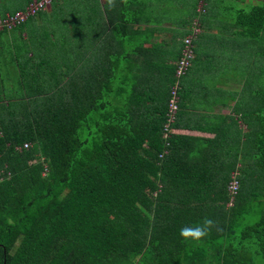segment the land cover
Wrapping results in <instances>:
<instances>
[{
    "label": "trees",
    "instance_id": "16d2710c",
    "mask_svg": "<svg viewBox=\"0 0 264 264\" xmlns=\"http://www.w3.org/2000/svg\"><path fill=\"white\" fill-rule=\"evenodd\" d=\"M22 1L0 0V15ZM191 1L184 12H216L229 32L223 75L240 89L201 83L191 100L193 59L168 127L180 54L124 68L110 53L93 66L70 28L8 38L33 15L0 30V264H264V0ZM24 45L34 49L21 59ZM230 99L231 114L187 110ZM205 217L217 222L207 237L179 235Z\"/></svg>",
    "mask_w": 264,
    "mask_h": 264
},
{
    "label": "crops",
    "instance_id": "0c3cea01",
    "mask_svg": "<svg viewBox=\"0 0 264 264\" xmlns=\"http://www.w3.org/2000/svg\"><path fill=\"white\" fill-rule=\"evenodd\" d=\"M188 1L190 0H173L175 6L180 5V13H171L168 11L170 0H115V7H110L107 0H52L48 9L30 17L15 31L9 30L7 35L9 39L13 36L14 41L18 42L25 41L28 37L36 40L41 35L50 39L53 38L52 33L58 35L62 32L61 29L70 28L72 51L77 47L79 59L85 55L84 62L94 66L101 58L114 53L117 55V61L124 64L125 68L127 60L135 64L143 61V66L147 65V62L153 63L156 57H167L169 62L173 61L175 56L181 55L183 39L192 34L193 22L200 19L196 25L198 33L193 38V65L184 76L185 81L182 80L186 88L192 86L189 98L196 99L201 83L224 89H230L233 85L234 88L240 89L236 77L227 72L229 75L224 76V70L229 67L232 59L228 47H224L223 40V36L229 32L217 24L220 16L213 19L216 12H205L201 17L188 14L184 12L188 10ZM191 2L192 8L198 11L199 0ZM26 3V0L22 1L16 11L24 10L30 2ZM126 20L129 21L128 24ZM202 20H205L203 24ZM206 20L210 24L213 22L209 28L204 26ZM144 38H147L148 42H144ZM30 49L33 50L34 46L24 45L21 49V59L31 55V52L26 53V50ZM185 94L188 97V91H185ZM187 104V110L192 116L208 113L231 114L233 100L230 99L226 104L208 101L204 106L194 101H187ZM190 132L198 136L206 135L200 130Z\"/></svg>",
    "mask_w": 264,
    "mask_h": 264
},
{
    "label": "built area",
    "instance_id": "2783aa9c",
    "mask_svg": "<svg viewBox=\"0 0 264 264\" xmlns=\"http://www.w3.org/2000/svg\"><path fill=\"white\" fill-rule=\"evenodd\" d=\"M52 0H32L27 7L22 11H16L12 14L8 13L5 16L0 15V30L3 28L10 29L18 24L24 22L27 17L36 15L39 11L46 10L49 8ZM207 0H199L198 11H204ZM197 22L193 23L192 34L186 36L183 39V47L181 50V56L177 62V67L175 71V77L177 78L176 84L171 89V97L168 103V120L166 127L169 123H172L174 120L175 113L178 108V79L185 73L186 69L190 66L192 60L195 57L192 39L197 35L198 29L196 27ZM24 148L29 147V143L23 144ZM237 187V182L235 180L231 181L228 186V191L230 194L235 193Z\"/></svg>",
    "mask_w": 264,
    "mask_h": 264
},
{
    "label": "clouds",
    "instance_id": "9594fccd",
    "mask_svg": "<svg viewBox=\"0 0 264 264\" xmlns=\"http://www.w3.org/2000/svg\"><path fill=\"white\" fill-rule=\"evenodd\" d=\"M110 7H115V0H107ZM216 221L211 218L205 217L202 224L197 226L185 225L181 227L179 235L185 240L200 241L210 234L213 227H216Z\"/></svg>",
    "mask_w": 264,
    "mask_h": 264
},
{
    "label": "rangeland",
    "instance_id": "374dc122",
    "mask_svg": "<svg viewBox=\"0 0 264 264\" xmlns=\"http://www.w3.org/2000/svg\"><path fill=\"white\" fill-rule=\"evenodd\" d=\"M258 1H261V0H247V3L248 2H258ZM234 2H235V0H225V5L226 4H233ZM227 69H229V68H227ZM231 86H233V85H231Z\"/></svg>",
    "mask_w": 264,
    "mask_h": 264
}]
</instances>
